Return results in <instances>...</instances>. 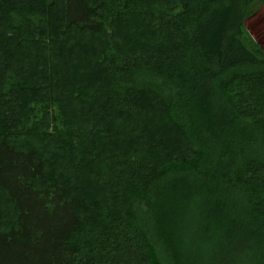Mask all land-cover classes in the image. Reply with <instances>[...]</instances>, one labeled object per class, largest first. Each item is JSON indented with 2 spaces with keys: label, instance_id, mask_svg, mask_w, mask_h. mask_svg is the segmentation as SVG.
I'll return each instance as SVG.
<instances>
[{
  "label": "trees",
  "instance_id": "1",
  "mask_svg": "<svg viewBox=\"0 0 264 264\" xmlns=\"http://www.w3.org/2000/svg\"><path fill=\"white\" fill-rule=\"evenodd\" d=\"M261 1L0 0V264H264Z\"/></svg>",
  "mask_w": 264,
  "mask_h": 264
},
{
  "label": "rangeland",
  "instance_id": "2",
  "mask_svg": "<svg viewBox=\"0 0 264 264\" xmlns=\"http://www.w3.org/2000/svg\"><path fill=\"white\" fill-rule=\"evenodd\" d=\"M260 5H255L253 10H256V14L253 15L249 20L246 21V27L249 33H251L254 38L261 42L264 46V10H259ZM73 149V146L70 145ZM49 171H52L49 168Z\"/></svg>",
  "mask_w": 264,
  "mask_h": 264
},
{
  "label": "crops",
  "instance_id": "3",
  "mask_svg": "<svg viewBox=\"0 0 264 264\" xmlns=\"http://www.w3.org/2000/svg\"><path fill=\"white\" fill-rule=\"evenodd\" d=\"M256 4H257V5H260V6H259V10H264V0L261 1V2H257V3H255L254 6H255Z\"/></svg>",
  "mask_w": 264,
  "mask_h": 264
}]
</instances>
